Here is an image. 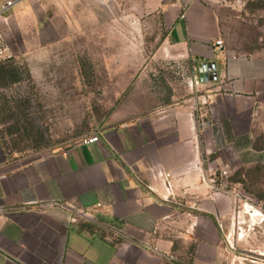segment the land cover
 Segmentation results:
<instances>
[{"label": "crops", "instance_id": "obj_1", "mask_svg": "<svg viewBox=\"0 0 264 264\" xmlns=\"http://www.w3.org/2000/svg\"><path fill=\"white\" fill-rule=\"evenodd\" d=\"M157 6L167 50L188 58L206 105L193 115L190 98L137 114L97 129V143L87 137L1 167L0 264H185L188 248L187 264L220 260V229L236 197L224 185L246 168L264 169V60L214 47L220 32L212 7L197 0ZM206 62L215 63L217 79L201 83L197 67ZM205 120L209 127L198 132ZM78 212L90 218L71 222ZM94 222L102 232L88 228Z\"/></svg>", "mask_w": 264, "mask_h": 264}, {"label": "rangeland", "instance_id": "obj_2", "mask_svg": "<svg viewBox=\"0 0 264 264\" xmlns=\"http://www.w3.org/2000/svg\"><path fill=\"white\" fill-rule=\"evenodd\" d=\"M197 1L212 7L224 49L264 60V0ZM158 2L31 0L10 10L4 29L10 58L0 64V168L192 97L194 72L186 56L167 50ZM259 117L264 131V98ZM246 169L224 185L236 197L220 229L217 264H264V169ZM190 252L182 253L183 263Z\"/></svg>", "mask_w": 264, "mask_h": 264}, {"label": "built area", "instance_id": "obj_3", "mask_svg": "<svg viewBox=\"0 0 264 264\" xmlns=\"http://www.w3.org/2000/svg\"><path fill=\"white\" fill-rule=\"evenodd\" d=\"M27 1H31V0H0V64L10 58L9 51H8L7 46H6V38H5V33H4V29H6L8 26V19L9 18H8L7 14L16 5H18L22 2H27ZM214 47L216 49H218L219 51L224 50L223 44L220 40L215 41ZM198 85H199V83L196 80L194 83L193 94L191 97V111H192L193 115L197 114L199 112V109L202 106L206 105V102H203L200 99V94H199V91L197 90ZM209 125H210L209 121H206V120L202 121L197 125L196 130L198 132H202L206 128H208ZM97 141H98V138L95 136V137H92L91 139H89L88 142L89 143H97ZM190 168H194V166H192ZM226 175H227L226 172H222L223 177H225ZM171 177H172L171 174H165L164 175L165 179H169ZM165 189H166V192L168 193V197H170L171 196L170 195L171 189H170L168 182H165ZM168 197L164 198V200L167 201ZM76 215L77 216L72 217L71 222L74 223L78 217L87 218V219L90 218L87 214L80 213V212H78Z\"/></svg>", "mask_w": 264, "mask_h": 264}, {"label": "water", "instance_id": "obj_4", "mask_svg": "<svg viewBox=\"0 0 264 264\" xmlns=\"http://www.w3.org/2000/svg\"><path fill=\"white\" fill-rule=\"evenodd\" d=\"M197 70L201 83L217 79L215 63H202L198 65Z\"/></svg>", "mask_w": 264, "mask_h": 264}, {"label": "trees", "instance_id": "obj_5", "mask_svg": "<svg viewBox=\"0 0 264 264\" xmlns=\"http://www.w3.org/2000/svg\"><path fill=\"white\" fill-rule=\"evenodd\" d=\"M256 168H259V167H256ZM246 170H248V169H244V170H242V171H240V172H237V173H234L233 175H232V177L233 176H237V175H241V174H243L244 172H246ZM233 183H236V182H233ZM91 231H93V229H94V231H96V232H102V225H100L99 223H93V225H91V226H89L88 227Z\"/></svg>", "mask_w": 264, "mask_h": 264}, {"label": "bare ground", "instance_id": "obj_6", "mask_svg": "<svg viewBox=\"0 0 264 264\" xmlns=\"http://www.w3.org/2000/svg\"><path fill=\"white\" fill-rule=\"evenodd\" d=\"M248 212H249L251 215L256 213V211H254V210H250V209H249Z\"/></svg>", "mask_w": 264, "mask_h": 264}]
</instances>
